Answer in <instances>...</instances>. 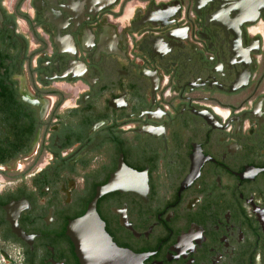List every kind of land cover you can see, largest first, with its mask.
Instances as JSON below:
<instances>
[{"label":"flooded vegetation","instance_id":"obj_1","mask_svg":"<svg viewBox=\"0 0 264 264\" xmlns=\"http://www.w3.org/2000/svg\"><path fill=\"white\" fill-rule=\"evenodd\" d=\"M7 2L0 264H264V0Z\"/></svg>","mask_w":264,"mask_h":264},{"label":"water","instance_id":"obj_2","mask_svg":"<svg viewBox=\"0 0 264 264\" xmlns=\"http://www.w3.org/2000/svg\"><path fill=\"white\" fill-rule=\"evenodd\" d=\"M115 186L116 183L111 182L100 190L96 200L101 195L114 190ZM95 201L88 214L71 223L69 227L81 264H130L131 257L127 251L118 248L108 236L104 224L95 211Z\"/></svg>","mask_w":264,"mask_h":264},{"label":"clouds","instance_id":"obj_3","mask_svg":"<svg viewBox=\"0 0 264 264\" xmlns=\"http://www.w3.org/2000/svg\"><path fill=\"white\" fill-rule=\"evenodd\" d=\"M5 8H9V5H8V2L7 0H4V5H3ZM10 10V9H9Z\"/></svg>","mask_w":264,"mask_h":264}]
</instances>
